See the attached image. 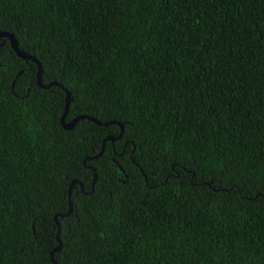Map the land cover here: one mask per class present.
Here are the masks:
<instances>
[{
	"label": "trees",
	"instance_id": "1",
	"mask_svg": "<svg viewBox=\"0 0 264 264\" xmlns=\"http://www.w3.org/2000/svg\"><path fill=\"white\" fill-rule=\"evenodd\" d=\"M0 30L62 85L0 38V264H264V0H0ZM63 87L122 122L100 156L120 126L65 129Z\"/></svg>",
	"mask_w": 264,
	"mask_h": 264
},
{
	"label": "water",
	"instance_id": "2",
	"mask_svg": "<svg viewBox=\"0 0 264 264\" xmlns=\"http://www.w3.org/2000/svg\"><path fill=\"white\" fill-rule=\"evenodd\" d=\"M2 37L8 38V40H9V42L11 44V47L13 48V50L15 51V53L19 57H21L23 59H27V60H32L33 62L36 63V65H37L36 81H37V85L39 87H41V88H49L50 86H53V85L62 86L60 83H58L56 81H52V82H48V83H43L42 82V80H41V76H42V65H41V62L37 59L36 56L27 53L26 51H24L23 49H21L18 46L17 39H16V37H15V35L13 33L8 32V31H5V30H0V38H2ZM1 43H0V45H1ZM63 90L65 92V101L66 102H65L64 112H63V114L61 115V118H60V122H61L62 126L65 129L72 128L81 119H89V120L95 122L98 125H109V124H113L114 123V124H118L120 126V133H119V135L118 136H113V135L107 136L103 140L101 151L97 155L93 156L92 158H96V157L100 156L102 154V152L104 151L105 141H107V140H112L113 141V140L118 139V138H120L122 136V132H123V124H122V122L117 121V120H111V121L102 122V121L98 120L97 118H95L93 116H90V115H86V114H80V115H77L76 117H74L72 120H70L68 122L65 121L66 115L68 113L69 105H70V102H71V92L69 90H67L66 88H64V87H63ZM95 180H96V175L94 176V180L92 182V187H91V190L89 191V193H92L93 190H94ZM76 182H78V181L77 180H74L70 184V186H69V192H68L69 195L71 193L72 185L74 183H76ZM79 184L81 186V190L83 191V187H82L81 183H79ZM72 207H73L72 206V202H71V200L69 198V209H68V211L65 214H69L72 211ZM62 215H64V214H62ZM54 219L58 223V221H57V214L54 216ZM57 240L59 241V244L51 252V258H52V261H53L54 264H57V261L52 257V254L54 252L58 251L60 249V247H61L60 239H59L58 236H57Z\"/></svg>",
	"mask_w": 264,
	"mask_h": 264
}]
</instances>
